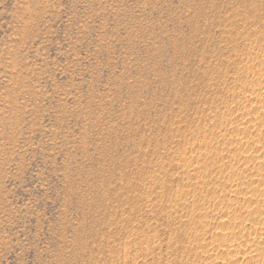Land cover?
Listing matches in <instances>:
<instances>
[{
  "label": "rangeland",
  "instance_id": "rangeland-1",
  "mask_svg": "<svg viewBox=\"0 0 264 264\" xmlns=\"http://www.w3.org/2000/svg\"><path fill=\"white\" fill-rule=\"evenodd\" d=\"M263 178L264 0H0V264H264Z\"/></svg>",
  "mask_w": 264,
  "mask_h": 264
},
{
  "label": "bare ground",
  "instance_id": "bare-ground-1",
  "mask_svg": "<svg viewBox=\"0 0 264 264\" xmlns=\"http://www.w3.org/2000/svg\"><path fill=\"white\" fill-rule=\"evenodd\" d=\"M256 91H258L257 88L254 89L253 92H251L252 95L254 94L255 98H257V96L259 95L258 93H256ZM261 181L264 185V178L261 179ZM232 191L235 192V189H233ZM249 198L251 199V196H249ZM247 220H249V222L247 221L248 223L251 222V225H252V223L253 224L260 223L261 224L260 231L254 233V236L256 238L260 239V243H263L264 242V197H263V206H262L261 210L259 211V213L252 218L249 217ZM242 237H244V240L241 242V240H238L239 237H234V235H232L231 238H233V239L230 240L231 241L230 243H228V244H226V246H224V250L228 251V253H229V252H231V250L239 251L242 248L243 249L242 251H244L245 247L242 245H245V243L249 241L250 236L247 233H245ZM258 254L262 257L261 259L264 263V254L262 253V251H259ZM232 263H233L232 259L228 260V264H232Z\"/></svg>",
  "mask_w": 264,
  "mask_h": 264
}]
</instances>
